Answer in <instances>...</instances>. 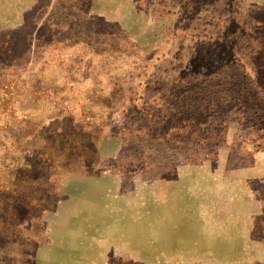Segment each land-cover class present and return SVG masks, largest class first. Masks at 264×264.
Returning <instances> with one entry per match:
<instances>
[{
  "label": "rangeland",
  "instance_id": "374dc122",
  "mask_svg": "<svg viewBox=\"0 0 264 264\" xmlns=\"http://www.w3.org/2000/svg\"><path fill=\"white\" fill-rule=\"evenodd\" d=\"M182 188L263 206L254 240L215 257L206 219L175 253ZM263 242L264 0H0V264H264Z\"/></svg>",
  "mask_w": 264,
  "mask_h": 264
},
{
  "label": "crops",
  "instance_id": "0c3cea01",
  "mask_svg": "<svg viewBox=\"0 0 264 264\" xmlns=\"http://www.w3.org/2000/svg\"><path fill=\"white\" fill-rule=\"evenodd\" d=\"M178 190V194L176 197H173L172 203L167 204V222L169 224L170 220L172 224L175 225L176 232L178 234L176 236L183 235L187 237L184 241H179L177 238L173 239L171 243V250L174 248L175 253H185V245L190 241H193L192 236L199 235L207 236L208 231L204 228H200L206 219L210 221H215L217 231H214L215 235H226L228 238L216 239L219 242L220 246H217L215 249V257L219 256L222 257V246L224 244L225 250L231 249L232 251L233 244L243 243L246 244L247 242L254 240L251 237L252 229L255 226V219L260 216L263 212V206L257 211H254L253 206L251 204H242V203H228V205L224 208L217 209L215 208L213 213H207L211 210L206 209L204 210V214H202V209L198 203H194L190 201L191 196L188 195L187 190L182 188L181 191ZM216 207V206H215ZM204 217V219H202ZM246 219V229L245 231L242 230V226L240 224L241 220ZM204 220V221H203ZM203 222V223H202ZM167 224V225H168ZM205 226V225H204ZM182 228L183 233L179 230ZM184 228H187L184 230ZM169 231V230H168ZM181 233V234H179ZM212 232H209L210 235ZM170 237L167 239V244L170 243ZM215 240V242H216ZM201 241V240H200ZM205 241V238H204ZM264 244V242H263ZM263 244L260 248H263ZM221 247V248H220ZM170 248V245H169ZM178 248H181L178 250ZM202 247L200 246L199 249ZM202 250H199L201 252ZM180 255V254H179ZM181 256V255H180ZM264 262V261H263Z\"/></svg>",
  "mask_w": 264,
  "mask_h": 264
},
{
  "label": "trees",
  "instance_id": "16d2710c",
  "mask_svg": "<svg viewBox=\"0 0 264 264\" xmlns=\"http://www.w3.org/2000/svg\"><path fill=\"white\" fill-rule=\"evenodd\" d=\"M61 138V136H59V139ZM59 139L58 138H54V142H52V145L54 146V144L55 145H58V150H61L62 152L61 153H65L67 150H69L70 149V147L71 146H73L72 145V143L73 142H71V141H69V143H67V142H63V141H60V144L58 143V141H59ZM62 155V154H61ZM25 170H27L28 171V169L29 168H24Z\"/></svg>",
  "mask_w": 264,
  "mask_h": 264
}]
</instances>
